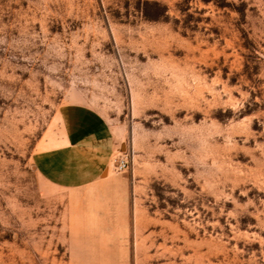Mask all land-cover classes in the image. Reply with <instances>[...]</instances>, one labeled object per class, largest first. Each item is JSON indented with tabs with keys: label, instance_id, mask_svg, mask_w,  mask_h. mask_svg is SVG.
Segmentation results:
<instances>
[{
	"label": "rangeland",
	"instance_id": "obj_1",
	"mask_svg": "<svg viewBox=\"0 0 264 264\" xmlns=\"http://www.w3.org/2000/svg\"><path fill=\"white\" fill-rule=\"evenodd\" d=\"M0 264H264V0H0Z\"/></svg>",
	"mask_w": 264,
	"mask_h": 264
},
{
	"label": "crops",
	"instance_id": "obj_2",
	"mask_svg": "<svg viewBox=\"0 0 264 264\" xmlns=\"http://www.w3.org/2000/svg\"><path fill=\"white\" fill-rule=\"evenodd\" d=\"M73 116L74 114H71V117ZM87 116L86 113L80 116V119H84V135L78 139L77 136L72 137L70 142L72 150L65 164L62 166L60 159L57 160L54 175L57 186L80 188L109 176V172L106 174L105 171H108L106 167L111 157L112 145L100 142L97 128L86 122Z\"/></svg>",
	"mask_w": 264,
	"mask_h": 264
},
{
	"label": "built area",
	"instance_id": "obj_3",
	"mask_svg": "<svg viewBox=\"0 0 264 264\" xmlns=\"http://www.w3.org/2000/svg\"><path fill=\"white\" fill-rule=\"evenodd\" d=\"M128 166V160L125 157H121L119 159H116L114 164V171L116 173H122L126 170Z\"/></svg>",
	"mask_w": 264,
	"mask_h": 264
},
{
	"label": "water",
	"instance_id": "obj_4",
	"mask_svg": "<svg viewBox=\"0 0 264 264\" xmlns=\"http://www.w3.org/2000/svg\"><path fill=\"white\" fill-rule=\"evenodd\" d=\"M120 149H123V147L121 146V148Z\"/></svg>",
	"mask_w": 264,
	"mask_h": 264
}]
</instances>
